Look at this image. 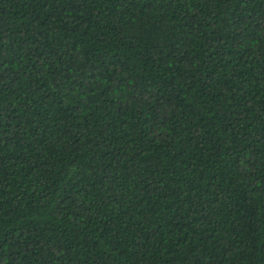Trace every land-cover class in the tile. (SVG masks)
Segmentation results:
<instances>
[{"label": "trees", "instance_id": "1", "mask_svg": "<svg viewBox=\"0 0 264 264\" xmlns=\"http://www.w3.org/2000/svg\"><path fill=\"white\" fill-rule=\"evenodd\" d=\"M0 264H264V0H0Z\"/></svg>", "mask_w": 264, "mask_h": 264}]
</instances>
